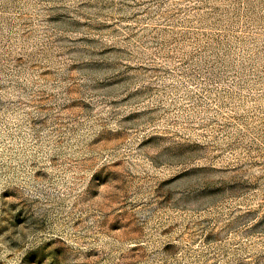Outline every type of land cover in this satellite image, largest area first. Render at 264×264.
<instances>
[{
    "label": "rangeland",
    "instance_id": "obj_1",
    "mask_svg": "<svg viewBox=\"0 0 264 264\" xmlns=\"http://www.w3.org/2000/svg\"><path fill=\"white\" fill-rule=\"evenodd\" d=\"M0 264H264V0H0Z\"/></svg>",
    "mask_w": 264,
    "mask_h": 264
}]
</instances>
